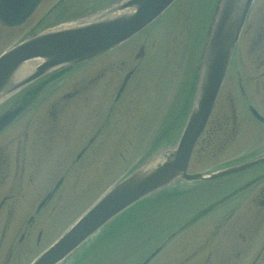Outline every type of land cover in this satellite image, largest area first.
<instances>
[{
	"label": "rangeland",
	"instance_id": "374dc122",
	"mask_svg": "<svg viewBox=\"0 0 264 264\" xmlns=\"http://www.w3.org/2000/svg\"><path fill=\"white\" fill-rule=\"evenodd\" d=\"M95 1H97L96 4L100 5L104 0ZM204 1L177 0L169 8L170 10L163 15L162 19L169 12L164 20L159 18L160 20L158 19L159 21H156L152 28L145 29L124 46L98 60L103 66H107L108 62L112 63L109 69L111 72L106 74L105 80L99 82L97 87L98 95H92L91 98L94 101L92 100L89 105H86L85 124L87 127L85 126L86 136L83 137L86 140L80 142H82V145L85 144L84 142L88 141L93 132L96 133V136L86 146L87 150L82 153V156L86 155L85 159H82L81 163L78 161V164L73 166L70 175L68 172L66 187L60 190V196L63 199L56 200L54 204L51 202L48 206L51 209L54 206L53 217L47 218L43 215L36 220V223L29 231L28 237L23 239L22 244L16 248L9 264L29 263L39 251L44 250L55 241L107 187L139 162L150 150L156 146L167 147V145L169 146L172 143V140L162 138L159 132L161 130L171 132L173 125L176 124V121H179L185 111L183 102L189 94L187 91H189L191 84L188 82L181 87L183 82H185L184 64L186 65L189 60L188 57H191L193 53L196 57L198 54L200 60L202 52L200 42L203 41L202 35L203 33L205 34L209 26L208 19L211 10L206 4L208 0L206 3ZM54 2L55 0H43L26 23L12 31L6 32L7 35L0 31V52L30 32L40 30L44 24L41 22L43 20L49 21L48 18H43V16ZM205 12L207 13L205 14ZM245 27L236 55L214 105L213 118L207 125L208 135H210L211 130H215L214 133L217 134H212L211 138H213V141L209 145L211 149L209 148L208 154L204 153V156L201 151L205 148L204 141L208 138L206 135L202 137L200 144L198 143L199 145L193 150L188 169L190 172L208 170L212 166L228 161L231 163L238 162L239 159L245 160L252 153H259L264 150L263 124L255 123L250 113L243 109V96L246 94L248 101L255 103L254 105L259 107L264 113V104L259 85L261 83L257 79V74L264 68V65H262L264 44L262 47L256 48L258 46L257 42L264 37L262 35L264 0L255 2ZM141 46L144 47L143 56L128 88L112 109H109L115 90L109 96L108 89H110V92L113 87L116 89L120 78L135 64L134 56ZM261 56L263 57L260 58ZM191 75H189V78ZM240 83L248 85L247 89L249 92L241 91L238 87ZM104 86H108V88L107 92H102L104 95L102 97L100 93L101 90L105 91ZM181 90L183 93L187 92L184 98L182 96L183 93H180ZM106 94H108L110 102L108 98H105ZM98 105L101 106V117L92 123L90 114L94 112L93 110ZM238 113L243 119L240 116L238 121L236 119L235 127L238 128V132L236 135L230 136V134H233V128H231L230 124L231 117L235 114L237 118ZM245 113H247L248 117ZM221 120L228 122L225 131L218 130L215 126ZM174 131L173 133H175ZM175 140L176 138L173 139V142ZM75 142L78 143V140H71L72 144ZM79 148L80 146L75 144L74 148L71 149V154L66 155L63 158L65 161L61 163H66L72 159ZM149 148L151 149L149 150ZM54 160H58V158L54 157ZM42 169L43 167L41 166L40 171ZM61 172V170L55 172L54 178L58 179V175ZM53 173L51 172L50 176ZM262 183L264 184V180H261L256 186L259 185L260 187L263 185ZM224 185L217 187L213 184L211 185L213 188L210 189L209 187L204 191V194H195V191L192 199H187L190 202H194V208H196L199 203L206 204L214 198L212 201L214 206H212L211 210L205 216L195 219L191 224H186V220L190 219L191 215L187 218L186 216H181L173 221L172 219L167 221L168 212L153 213L154 210H152V212L147 213L149 215L147 221L142 219L129 224L127 228L123 229L125 233H120V230H118L114 236L115 231L110 233L113 227H109L110 225L105 227L99 235L95 238L93 237L94 239L91 240L92 249L82 259V263L79 264H86L87 261H91L90 264H129L140 257L152 243L156 242L155 245H158L164 239L160 241V236L162 237L164 234L169 236L173 229L175 227L179 228L182 223L185 224V226H182L184 229L178 232L175 238L168 241L170 244L160 255H157L155 261L151 264H159L160 262L157 260H161V262L168 261L167 259L173 256L174 250L183 245H195L199 248H202L200 243L220 245L225 241L223 230L234 220V218H231L230 221L226 220L224 216L234 205L243 207L247 202L246 199H249V203L245 216L235 220V222L237 226L239 224V228H246L255 233L247 248L246 255L241 256L242 258H240L238 264H245L247 260L250 263L258 253L259 247L262 244V247L264 246V212H257L260 208L261 197L256 196L250 202L252 196L257 193L258 188H254L252 189H256L254 194L253 192L241 193L240 195L244 196L242 200H239L230 196L229 192L222 194L225 188ZM196 186L197 184L193 187L195 188ZM228 191L230 190L228 189ZM38 192H41L40 188ZM205 195L208 196L207 199L202 197ZM236 195L239 196V194ZM40 198L38 194L36 200L39 202ZM157 204L151 205L152 208L157 206ZM237 212L239 216L241 210L237 209ZM129 216H131V213L124 216L121 220L132 221L126 219ZM181 218L185 220L178 223ZM220 220L219 227L218 222ZM2 221L3 217L1 215L0 225ZM19 221L21 219L16 220V222ZM40 227L43 228V231L39 234ZM215 227L219 228L214 236L210 237ZM19 235L20 233L18 232L14 236L15 241ZM117 239L118 241H116ZM258 242L259 245L255 249ZM2 249L3 246L1 251ZM187 250L188 253H191L190 249ZM79 252L76 255L74 253L75 256L73 255L72 258L68 257L67 261L62 262V264H72L73 257L74 260L77 259ZM88 255L90 258L87 259ZM255 264H264V255L260 254Z\"/></svg>",
	"mask_w": 264,
	"mask_h": 264
},
{
	"label": "water",
	"instance_id": "95a60500",
	"mask_svg": "<svg viewBox=\"0 0 264 264\" xmlns=\"http://www.w3.org/2000/svg\"><path fill=\"white\" fill-rule=\"evenodd\" d=\"M173 0H121L91 21L78 26L48 29L35 34L0 55V99L34 77L64 64L93 57L114 48L155 19ZM39 0H0V21L7 25L22 22ZM251 0H222L219 5L203 63L195 97L173 150L153 155L121 181L113 185L77 222L31 264H58L108 220L141 197L168 184L174 177H202L186 174L191 150L200 135L225 76L230 55ZM40 59L30 72L23 67ZM17 109L0 117V128ZM161 159L160 161H158ZM158 161V162H157ZM210 175L216 177L251 164Z\"/></svg>",
	"mask_w": 264,
	"mask_h": 264
},
{
	"label": "flooded vegetation",
	"instance_id": "af4514ba",
	"mask_svg": "<svg viewBox=\"0 0 264 264\" xmlns=\"http://www.w3.org/2000/svg\"><path fill=\"white\" fill-rule=\"evenodd\" d=\"M13 29L16 28L0 25V31L5 35H7L6 32ZM262 30V35H264V27ZM263 44L264 37L257 42L256 48L262 47ZM142 56L143 46L135 54L136 63L129 70L130 72L120 78L116 89L113 87L111 92L108 89L109 96L115 90L109 109H112L125 93ZM92 63L94 64L90 66L87 64L88 67L74 72L70 71L74 68H60L48 72L0 103V116L18 109L14 117L0 128V216L3 217L0 225V247L4 246L7 251L6 256L1 258L0 264H8L11 260L17 246L14 236L18 232L20 233L19 241H21L39 216H53L54 206L53 209L48 206L51 202L54 204L56 200L63 199L60 196V190L66 187L68 172L70 175L72 166L77 165V162L85 157L82 156V153L87 150L86 146L96 136V133H91L88 141L82 145L83 140H86L83 138L86 136L85 126L87 127L85 124L86 105H89L90 101H94L91 99L92 95H98V84L105 77L108 68V66L105 67L95 61ZM107 64L110 65V63ZM262 65H264V58ZM125 77L127 80L119 90ZM257 79L261 83L259 85L264 104V68L257 74ZM238 87L243 92H249L248 85L240 83ZM102 92L103 90L100 94L103 97ZM109 96L105 97L108 98V101ZM243 101L248 102L246 94L243 96ZM100 107L98 105L90 114L92 123L101 117ZM247 107H251V105H247ZM227 123V121H221L215 126L219 125V128L223 129ZM71 140H78V143L72 144ZM75 144L80 146L78 152L66 163H61L65 161L63 158L66 155L71 154V149ZM54 157H57L58 160H54ZM41 166L43 169L40 171ZM59 170L62 172L58 175V179H55L54 174ZM41 172L43 173L41 174ZM51 172L54 173L50 176ZM39 188L40 193L38 192ZM38 194L41 197L39 201L44 199L41 207L36 200ZM44 208L47 210H43ZM230 216L235 217V213L228 215V217ZM20 218L25 220L26 225H23V221L15 223ZM244 231L235 228L234 224L223 230L228 241L226 250L222 253H214V260H211V252L214 250H210L205 258L199 259H196L198 252L194 251L191 259L165 264H238L242 258L243 246L241 242L244 241Z\"/></svg>",
	"mask_w": 264,
	"mask_h": 264
},
{
	"label": "bare ground",
	"instance_id": "6f19581e",
	"mask_svg": "<svg viewBox=\"0 0 264 264\" xmlns=\"http://www.w3.org/2000/svg\"><path fill=\"white\" fill-rule=\"evenodd\" d=\"M31 65H33L30 61L29 62H26L25 64H24V69H26V68H28V67H30Z\"/></svg>",
	"mask_w": 264,
	"mask_h": 264
}]
</instances>
